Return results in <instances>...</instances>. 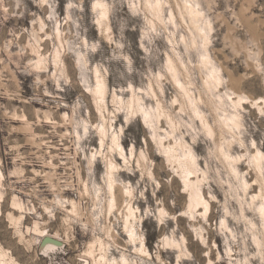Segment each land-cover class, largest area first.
Instances as JSON below:
<instances>
[{
    "label": "rangeland",
    "instance_id": "374dc122",
    "mask_svg": "<svg viewBox=\"0 0 264 264\" xmlns=\"http://www.w3.org/2000/svg\"><path fill=\"white\" fill-rule=\"evenodd\" d=\"M95 2L107 6L100 24ZM160 2L157 15L145 0H0V248L11 264H98L104 251L132 264H264L255 204L264 159L261 170L252 162L257 150L264 154V0H199L222 77L212 92L201 42L192 45L180 16L182 0ZM173 62L190 94L171 79ZM97 74L107 86L105 107L91 92ZM218 94L241 95L239 129L217 124ZM136 97L169 118L148 126L129 112ZM196 98L213 134L194 114ZM223 108L233 111L228 99ZM102 124L123 155L110 139L100 145ZM180 135L197 158L188 177L201 180L206 210L190 213L189 187L159 144ZM110 160L118 164L113 191ZM132 207L140 237L133 240L123 225ZM43 231L57 235L46 236L59 247L44 252Z\"/></svg>",
    "mask_w": 264,
    "mask_h": 264
},
{
    "label": "bare ground",
    "instance_id": "6f19581e",
    "mask_svg": "<svg viewBox=\"0 0 264 264\" xmlns=\"http://www.w3.org/2000/svg\"><path fill=\"white\" fill-rule=\"evenodd\" d=\"M145 4L147 6H151L153 11L159 15L162 12L163 6L161 5L160 0H145ZM93 8L99 10L100 12V19L99 24L103 22V19L106 18L107 13V6H105L101 2H95L92 4ZM179 12L181 18L187 19L189 23L190 28V35L192 38V45L197 44L199 41L201 42V47L204 50V53L201 57V65L207 70V76L204 79V86L207 91L212 92L211 90L215 89L217 85L222 80L221 75L217 72V69L213 67L211 64V58L207 49V43L209 41L208 38V32L212 29L209 20L206 18V16L203 13V8L201 4L199 3V0H182L179 6ZM176 17V14L174 12H171V21L174 20ZM57 57V55H56ZM180 65L184 67L183 63L180 62ZM178 67L176 66L175 62L168 63V69L169 73L171 75V79L178 85L180 89H182L186 94H190L187 92L186 88L181 84V82L178 80L177 77V70ZM219 70V69H218ZM98 73V72H97ZM150 91L156 96L157 93H155L154 86L151 84L149 86ZM92 94H94L95 98L100 100V106L105 107V98H106V92H107V86L104 79L99 78V75H96V84L91 90ZM117 97V94L114 93V98ZM228 99L230 104L232 105L233 111L224 113L225 109L223 108V105L225 101ZM241 95H237V99L234 100L232 97L225 98L223 94H218L217 96V108H220L222 114H218L217 117V124L222 127L224 130L232 131L234 129H239L241 125L240 116L241 113L238 111V106L240 103ZM136 101L134 103H130L129 105V112L131 113H137L140 115L145 122L150 127H154L155 123L160 121L161 116L166 115L164 112L160 109H156L157 111L148 109L146 105L142 102V99L140 97H136ZM99 102V101H98ZM198 100H194L193 102V109L194 114L197 116L204 125L205 129L210 133H214V129L212 126L208 124V121L206 118L200 114V111L198 109L197 103ZM242 103V102H241ZM160 110V111H159ZM101 116H104L102 112L100 113ZM105 117V116H104ZM167 118H169V115H166ZM105 119V118H104ZM178 127V126H177ZM174 128L172 127L171 133L174 132ZM99 135V141L100 145H103L106 140L110 139L112 142V145H114L117 149L118 154L123 155V148L120 142L118 141V137L114 132L109 133L107 130V127L102 124L99 127L98 130ZM169 136V135H168ZM172 136V134L170 135ZM174 137V136H173ZM174 144L170 146V144L166 145L162 142V138L159 140V144L161 145L162 151L166 154V157L171 160L172 163H176V166L180 168L181 170V179L184 181V183L189 187L188 194H189V211L190 213L193 212V210L197 209V211H201L202 208L206 210L208 208V203L210 201H207V199L204 196V191L201 187V180L196 178V181L191 180V177H188L189 174L195 173L198 166V161L195 155L193 154V151L187 146V142L183 136H178L174 140ZM219 150L221 152L222 157L225 158L228 165H232V162L234 161V157L231 156V153L228 151H225L222 149V146L219 147ZM104 154V153H103ZM123 157V156H122ZM264 154H262L259 150H257L252 155V162L253 167L255 169L261 170V163L263 162ZM117 162L110 160L107 172H106V179L108 182L109 189L113 191L114 189V176L113 172L117 168ZM231 171L234 173V175H238L239 169L236 167H231ZM247 184V182H246ZM115 190V189H114ZM264 190V189H263ZM129 193V191H127ZM112 193V197H113ZM256 197V196H254ZM252 197V199H254ZM260 200L259 202L255 203L257 207V213L263 222L264 225V191L263 193L259 194ZM114 201V197H113ZM139 210V207H132L128 209V214L126 218L124 219L123 225H124V231L129 235L131 240L138 238V230L136 225H133V219H137L138 215L137 212ZM163 213V211H160ZM264 230V228H263ZM46 235L52 236L53 238L59 239L57 235H51L47 231L44 233V231L41 233V237H44ZM50 237V239L52 238ZM140 238V237H139ZM47 240L44 243V252L46 250H53L58 246L57 243H55L52 240ZM60 240V239H59ZM182 240L185 241V237L182 236ZM141 241V240H140ZM142 242V241H141ZM164 242L170 245L177 246L178 243H175L174 241H170L169 239H164ZM259 244V242H257ZM57 246V247H56ZM91 251V250H90ZM89 251V252H90ZM142 252L149 256L150 252L146 249V247L142 248ZM12 260H7V253L2 248H0V264H11ZM98 264H132L133 262L130 261L125 255H123L120 259H116L115 257H112L111 259L107 256L106 251L102 252L100 257L97 259ZM137 264V262H134Z\"/></svg>",
    "mask_w": 264,
    "mask_h": 264
},
{
    "label": "water",
    "instance_id": "95a60500",
    "mask_svg": "<svg viewBox=\"0 0 264 264\" xmlns=\"http://www.w3.org/2000/svg\"><path fill=\"white\" fill-rule=\"evenodd\" d=\"M49 239H50L49 236H45V238H44L43 241H42V244L44 245V243H45L47 240H49ZM50 240H52V241H54L55 243H57L58 246L60 245V243H59L58 241H56L55 239L51 238Z\"/></svg>",
    "mask_w": 264,
    "mask_h": 264
}]
</instances>
